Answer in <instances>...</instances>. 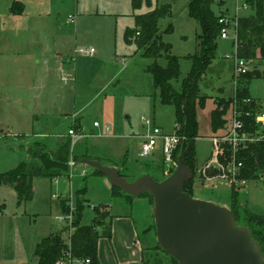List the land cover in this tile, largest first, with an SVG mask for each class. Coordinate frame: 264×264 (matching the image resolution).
<instances>
[{"label":"rangeland","instance_id":"1","mask_svg":"<svg viewBox=\"0 0 264 264\" xmlns=\"http://www.w3.org/2000/svg\"><path fill=\"white\" fill-rule=\"evenodd\" d=\"M7 1L0 0V173L21 161L31 162L30 150L40 148L39 141L53 148L57 140L69 138L68 128L80 125L79 130L91 129L93 136L71 141L70 151L93 148L102 164L121 169L127 165L128 171H122L128 180L143 173L157 180L167 177L171 172L162 174L158 166L162 161L160 141L156 152L144 158L139 155L140 136L146 134L143 118L154 121L164 133H173L174 108L160 102L152 76L145 70L152 60L142 56V49L134 41L127 42L124 32L134 27L135 14L170 5L171 15L161 18L158 27L161 39L171 44L172 54L180 57V77L173 83L178 89L190 68L189 60L183 57L198 51L195 36L201 31L200 24L187 15L188 0H150L151 5L143 3L135 9L132 0H18L24 6L20 15L10 13ZM218 1L212 4L216 13L234 15L235 0H223L221 8ZM237 8L239 16L252 12L250 7H242V0ZM169 24L172 30L165 32ZM226 29L228 37H218L216 56L200 82V92L207 99L197 108V168L213 150L210 137L225 130H211L210 112L215 100L228 99L234 91V37L230 25ZM81 47L93 48L95 54L79 52ZM158 63L165 65L166 61L159 58ZM248 65L264 70L261 61ZM248 89L257 106L264 109V76L252 79ZM231 113L230 105L225 127ZM94 121L98 127H93ZM150 161L157 166L148 164ZM70 166L72 177L34 176L32 196L27 199L19 194L12 179L0 183V264H38L36 243L59 230L67 240L72 231L70 220H58L57 216L72 213L75 217L78 202L84 206L83 224L92 221L93 206L108 205L112 218L131 213L133 207L131 218L145 247L142 264H177L158 247L153 204L148 196L134 197L130 206L124 196L111 194L105 175L83 164ZM259 179L246 181L238 189V197L247 211L264 215V191ZM81 186L86 187V193H78ZM192 188L193 197L230 208L231 187L226 182L205 183L196 173ZM61 203L67 212H62ZM242 216L239 223L244 224ZM113 223L110 239L102 241L108 254L116 242L117 248L126 250L127 230L117 220Z\"/></svg>","mask_w":264,"mask_h":264},{"label":"trees","instance_id":"2","mask_svg":"<svg viewBox=\"0 0 264 264\" xmlns=\"http://www.w3.org/2000/svg\"><path fill=\"white\" fill-rule=\"evenodd\" d=\"M143 3L151 5L150 0H132V7L140 8ZM213 3L214 0H188L187 15L200 24L201 31L195 36L198 51L183 57L185 60H189L190 68L186 76L180 80L178 89L174 87L173 83L174 81L178 82L180 77V57L172 54L171 44L161 39L158 27L161 18L171 15L170 5L161 4L144 13L135 14L134 27L127 28L124 32L125 40L127 42L134 41L137 48L142 49V56L152 60L147 64L145 70L152 76L160 102L174 108V131L183 138L182 141H186V163L192 172V178L184 184L183 191L191 196H193V178L198 166L195 154V139L199 136L197 108L204 106L207 99V96L200 92V82L207 67L216 56L217 39L224 27V24L219 22V18L224 16V13H216L212 9ZM247 3L252 12L237 18L235 40L233 41L234 58L244 59L248 64L264 62V0H247ZM10 9L11 12L21 11L16 8V3H13ZM171 30V24L164 29L165 32ZM159 58L165 59V65L158 63ZM262 76H264V70L260 71L256 67L249 68L247 72L240 75L233 73V80L236 78L234 95L228 99L217 98L215 106L210 112V127L213 133L224 130L225 113L233 104L245 130L249 134L255 133L253 122L258 106L256 100L250 96L248 87L252 79ZM73 127L79 130L80 125ZM38 144L40 148L30 150L33 156L31 162L21 161L16 167L0 173V179L7 176L8 180L12 179L16 182L19 194L25 199L32 196L31 181L34 176H47L50 179L58 176L68 177L71 174L70 160H73L75 165L82 158L99 160L98 157L90 156L87 147L81 148L82 150L73 149L70 151V138L60 139L53 148H49L46 143L40 141ZM180 146L181 143L175 149L176 158L180 154ZM240 158L244 161L241 177L247 180L260 178L264 191V142L249 143L246 148L240 151ZM148 164L154 165L153 162ZM158 166L163 169V161ZM123 169L128 171V166L125 165ZM123 169H119V174L122 176L125 175ZM94 170L101 174L96 169ZM111 190L112 195H122L128 201L134 198L131 195L123 194L114 186H111ZM238 191L236 187H231L230 209L238 224H241L239 223L240 216L244 215L242 216L244 225L249 228L252 237L260 243L264 254V215L247 211L239 200ZM78 193H86V187L83 186ZM141 195L148 196L152 201V197L147 193ZM60 208L63 213L67 212L63 203L60 204ZM83 208L84 206L78 202L75 217L73 216L70 225L72 231L68 236L69 243L63 240L62 231L51 233L36 243L34 254L37 256L38 264H56L68 250L75 258H88L89 264H100L98 241L103 237L110 239L112 215L108 205H96L92 208L94 211L92 221L89 224H83L81 222ZM171 258L175 260L173 257Z\"/></svg>","mask_w":264,"mask_h":264},{"label":"water","instance_id":"3","mask_svg":"<svg viewBox=\"0 0 264 264\" xmlns=\"http://www.w3.org/2000/svg\"><path fill=\"white\" fill-rule=\"evenodd\" d=\"M186 153L183 140L175 168L162 180L148 173L128 180L116 167L94 159L82 158L79 163L105 175L123 194L152 197L157 244L178 264H264L260 243L246 225L237 223L230 208L183 191L192 178ZM0 183H7V176Z\"/></svg>","mask_w":264,"mask_h":264},{"label":"built area","instance_id":"4","mask_svg":"<svg viewBox=\"0 0 264 264\" xmlns=\"http://www.w3.org/2000/svg\"><path fill=\"white\" fill-rule=\"evenodd\" d=\"M235 12L234 15L228 16L227 14L219 18V22L224 24L221 29L220 37L227 38L226 27L230 25L233 31V41L235 40V28L237 23L238 15V2L241 0H235ZM242 7L248 8L249 5L247 0H242ZM73 18H70L72 21ZM79 52L88 54L90 51L84 48H80ZM249 69L247 61L241 58H234V73L240 75ZM236 78L234 79V85ZM234 95V91H233ZM231 117L229 124L225 127V130L218 134L211 136L213 150L210 157L201 164L197 169L196 173L198 178L205 181V183L220 180L226 182L230 187L234 186L237 189L243 187L247 179L241 177L242 168L244 167V161L240 158V151L247 147L249 143L264 142V111H257L254 114V134H249L241 120L238 118L239 113L237 112L234 104L231 105ZM143 123L146 126V134L143 136L140 149V157H149L156 152V145L158 140L160 141V149L162 153V161L164 163V172L169 174L173 171L176 166V157L174 155L175 149L182 142V139L175 131L171 134L164 133L154 121L143 118ZM93 126H99V123L94 121ZM106 130L108 127L105 128ZM67 136L70 137L72 143L83 137V134L76 130L73 126L67 129ZM227 149V150H226ZM75 165L73 160L69 161V166ZM71 168V166H70ZM72 173L70 177H72ZM54 182H56L54 180ZM56 196V193L53 194ZM74 209V207H72ZM58 220L68 219L70 225L72 222V213L61 214L57 216ZM69 243V241L67 242ZM89 259H78L71 256L69 250L65 256L57 261L56 264H89Z\"/></svg>","mask_w":264,"mask_h":264},{"label":"crops","instance_id":"5","mask_svg":"<svg viewBox=\"0 0 264 264\" xmlns=\"http://www.w3.org/2000/svg\"><path fill=\"white\" fill-rule=\"evenodd\" d=\"M8 2V5H7V8L9 9V11H10V13H12V14H15V15H20L22 12H23V8H24V6H23V3L22 2H20V1H18V0H10V2H9V0L7 1ZM13 3H16V8L17 9H20L21 11H15V12H11V6H12V4ZM217 5L220 7V6H222L223 5V0H219L218 2H217ZM221 8V7H220ZM221 10V9H220ZM220 12H222V11H220ZM224 13V12H223ZM228 16H231L230 15V13H226ZM221 38V37H220ZM222 39H224V38H222ZM232 44H233V42H232ZM89 55H93V54H95V51H94V49L93 48H89ZM233 62H234V60H233ZM232 79H233V76H232ZM233 82H234V80H233ZM233 86H234V84H233ZM233 95V94H232ZM251 96V95H250ZM230 97H232V96H230ZM229 97V98H230ZM252 97V96H251ZM253 98V97H252ZM224 99H226V98H224ZM16 102H19V101H16ZM264 111V109H262V107L260 108V107H258V111ZM72 118H74V117H72ZM59 124V123H58ZM93 127H95V126H93ZM96 127H98V126H96ZM161 128V127H160ZM161 130H162V128H161ZM80 133H82L83 134V136L84 137H81L82 139L83 138H86L87 136H93V134H92V131H91V129H89V131L88 132H85V131H83L82 130V128L80 129V130H78ZM86 133V134H85ZM145 135V134H144ZM144 135H141L140 137H141V139L143 140V136ZM69 137V136H68ZM70 138V137H69ZM81 140V139H80ZM59 140H57V142H58ZM77 141H79V139L77 140ZM102 148V147H101ZM87 149H88V152H89V154H91L90 156L92 157H95V155H94V153H93V148H88L87 147ZM97 157V156H96ZM99 158V157H98ZM95 160H97V159H95ZM99 161V160H98ZM150 162H153L154 163V165H152V166H157V162H155V161H150ZM78 164V163H77ZM79 164H81V163H79ZM84 165V164H83ZM87 166V165H86ZM110 166V165H109ZM117 169L119 168L120 169V167H116ZM163 168V167H162ZM94 169V168H93ZM118 169V170H119ZM164 169L165 168H163L162 169V174L164 173ZM84 170V169H83ZM81 187H83V186H81ZM33 189V188H32ZM133 201V199L131 200V201H129V203H130V206H132L134 203L132 202ZM224 206L226 205V204H223ZM227 206H229V205H227ZM226 206V207H227ZM59 207H60V205H59ZM61 209V208H60ZM132 209H133V207H132ZM132 209H131V213H128V214H126V215H124V216H120V215H117L115 218H112L111 219V223H112V221L113 220H117L119 223H121L123 226H124V228L127 230L126 231V233H127V236L125 237V239H124V244H125V247H126V250H120V248H117V242L115 243V247H113L114 249L113 250H110V252H109V254L110 253H112L111 254V256L108 254V251H107V249H106V247H104V244L102 245V241H103V238H105V237H103V238H100L99 239V241H98V259H99V262H100V264H142V261H143V254H145L144 253V250H143V248H145L144 247V243L142 244V242H140L139 241V237H138V233H137V230H136V227L134 226V221H133V219L131 218V216H132ZM110 210V209H109ZM122 217H124V218H122ZM122 221V222H121ZM115 222V221H114ZM112 225V227H111V235H112V230L114 231V223L113 224H111ZM59 231H61V230H59ZM70 233V232H69ZM63 237V236H62ZM63 240H65V242L67 243L69 240L67 239H65L64 237H63ZM109 240V239H108Z\"/></svg>","mask_w":264,"mask_h":264}]
</instances>
